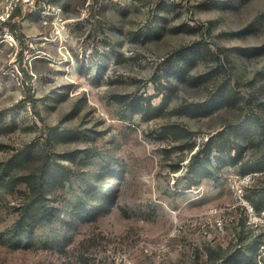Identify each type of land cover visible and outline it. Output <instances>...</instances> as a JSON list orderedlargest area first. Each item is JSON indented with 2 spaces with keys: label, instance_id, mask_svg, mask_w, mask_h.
I'll use <instances>...</instances> for the list:
<instances>
[{
  "label": "rangeland",
  "instance_id": "374dc122",
  "mask_svg": "<svg viewBox=\"0 0 264 264\" xmlns=\"http://www.w3.org/2000/svg\"><path fill=\"white\" fill-rule=\"evenodd\" d=\"M0 177V264H248L264 0H0Z\"/></svg>",
  "mask_w": 264,
  "mask_h": 264
},
{
  "label": "trees",
  "instance_id": "16d2710c",
  "mask_svg": "<svg viewBox=\"0 0 264 264\" xmlns=\"http://www.w3.org/2000/svg\"><path fill=\"white\" fill-rule=\"evenodd\" d=\"M190 48H187V47H183V48H180L179 50L176 51V59L180 62H183L184 64H190L192 61H193V58L190 57L191 54H189L190 52ZM188 64V65H189ZM181 69V68H180ZM180 74H183V69H181L180 71ZM204 76H194L192 78V81H196L197 83L203 81V78ZM227 100V95L225 94V92H222V91H218L216 94H212L211 96H209L206 100L202 101V102H199V103H190L188 105H186L183 110H181L182 112L180 113H185V114H190V115H194V116H198V115H208L210 114L215 108L219 107V106H222V105H225L224 104V101ZM153 109V113L151 114L152 117L153 116H157L159 115L160 113V108H152ZM141 110H136V112H140ZM234 130V133H235V136L237 139H242L243 136L241 134L242 130H243V127H240V126H235L233 128ZM262 167L261 165H257L255 166L254 170H260ZM18 181H21V182H27L29 183V186H30V180L26 179V177H22V176H16L13 178L12 182L13 184L12 185H15ZM7 182H4V180L0 177V184L5 186L7 185L6 184ZM32 187V191L33 193L35 194L34 197L31 198L30 202L28 203V205H33L34 207H36L35 209L37 208H44L45 210H48V213H49V217H48V220L47 221H52L53 217H54V211H53V208H47V206L44 204V196H43V188L41 186V181H40V185L38 187V192L35 193L34 191V188L33 186ZM27 205V206H28ZM255 208H259L257 206H255ZM28 210V209H26ZM27 219H29V216L27 215H24L23 213H21V216L19 217V219L17 220V224L18 225H23L25 223H27ZM259 241V240H258ZM257 243H261L262 241H264V239L262 238V240H260V242ZM258 244L256 245V247L254 248V250L247 256V262L248 264H253L254 263V260H255V256H256V249H257V246ZM245 263V262H243Z\"/></svg>",
  "mask_w": 264,
  "mask_h": 264
},
{
  "label": "built area",
  "instance_id": "2783aa9c",
  "mask_svg": "<svg viewBox=\"0 0 264 264\" xmlns=\"http://www.w3.org/2000/svg\"><path fill=\"white\" fill-rule=\"evenodd\" d=\"M244 207L247 223L256 228L264 229V204L259 208H255L252 204L245 202ZM253 264H264V241L257 246Z\"/></svg>",
  "mask_w": 264,
  "mask_h": 264
}]
</instances>
